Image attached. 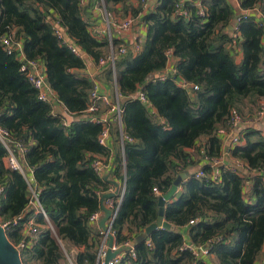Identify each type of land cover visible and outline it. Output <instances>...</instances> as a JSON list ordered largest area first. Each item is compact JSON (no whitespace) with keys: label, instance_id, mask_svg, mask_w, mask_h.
Segmentation results:
<instances>
[{"label":"trees","instance_id":"1","mask_svg":"<svg viewBox=\"0 0 264 264\" xmlns=\"http://www.w3.org/2000/svg\"><path fill=\"white\" fill-rule=\"evenodd\" d=\"M238 1L243 11L259 13L238 21L229 0H150L153 8L145 13L140 0H0V128L26 170L7 167L9 150L0 139V224L12 244L24 242L23 264H68L73 249L72 264H99L103 237L90 217L101 211L102 196L119 188L92 168L96 157L111 160L110 177L125 186L112 226L117 246L134 243L155 224L160 198L180 173L196 169L165 205L172 229H156L134 246L135 257L128 251L118 264H210L209 258L212 264H257L264 251V130L243 124L240 144L229 145L228 155L220 137L232 132L234 115L254 120L264 106V0ZM96 4L112 22V40L91 30ZM178 4L190 18L176 15ZM139 17L147 28L142 50L119 54L125 44L113 22ZM49 18L88 58L61 44ZM6 36L22 43L27 60L44 65L66 114L55 115L54 105L39 99L21 62L4 49ZM112 48L115 64L101 65ZM170 54L175 72L160 80ZM87 59L98 69L94 79L81 75ZM95 79L125 100L123 129L111 123L114 151L99 143L103 127L85 118ZM180 80L199 89L192 93ZM139 93L147 104L136 99ZM122 134L132 140H124V152ZM235 161L245 173L233 170ZM200 171L204 176L197 178ZM186 241L209 245V255L183 249Z\"/></svg>","mask_w":264,"mask_h":264},{"label":"built area","instance_id":"2","mask_svg":"<svg viewBox=\"0 0 264 264\" xmlns=\"http://www.w3.org/2000/svg\"><path fill=\"white\" fill-rule=\"evenodd\" d=\"M102 1V0H101ZM150 0H140V2L147 4ZM195 7L199 8L200 10V15H205L204 10L202 9L201 3H197L195 5ZM102 10H104L102 8ZM259 11L257 9H253L250 11H243L242 14L244 18H247L249 15H256L258 14ZM103 14L106 18V22H107V26L110 30L111 26H112V22L110 21V18L108 17V14L106 13V10L103 11ZM176 15L179 17H184V18H190V16L192 15V12L189 11L188 9H186L184 7L183 4H178L177 5V10H176ZM239 17V16H238ZM238 21L241 20V18L239 17L237 19ZM48 22L52 25L53 29H54V33L57 36V38L61 41V44L66 46L76 57L79 58H88L86 53L83 52V50L75 43L74 40H72L68 34L66 33V31L60 26L58 21L52 20L51 18L48 19ZM135 23V19L133 18H129L126 20H120V21H116L113 22L115 28L121 32V34H126L128 32H131L133 29ZM94 35L98 36V37H102V32L96 28L95 30L92 31ZM109 37L112 40V35L111 32L109 33ZM3 42V46L4 49L6 50V52L9 55H16V57L18 58V60L21 62V71L24 72L29 81L31 82V84L33 85V87L38 91V96L39 99L41 101L44 102H48L51 103L52 105H54V107L56 105H61V103L59 102V100L57 99L55 93L51 90V88L49 87L47 80H46V75H45V67L42 63H40L39 61H30L27 60V58L25 57V54L23 52V45L21 42H15L13 37H4L2 39ZM140 48H136L135 52H139ZM128 52V48L126 45H123L118 53L121 55H126ZM173 60V57L171 56V54L169 55V62H171ZM106 62H110L112 63V65L115 64V51L112 48V53L110 54V56L106 59V60H101L100 64L103 65ZM168 73L166 72V70L160 74L159 79L160 80H165L167 78ZM95 81V86L94 89L92 90L91 94H90V104H89V108L87 109V111L85 112V118L88 121H91L95 124L101 125L103 127V131L99 137V143L107 148H110L112 151H114V149L111 146V141H112V135H111V123H117L120 127V129H123V104H122V98L120 96V94L118 93L117 88H114L113 90L110 91H103L100 82H98L97 80ZM179 85L187 90H189L190 92H194L196 90H198L199 88L197 86H190L187 83H185L184 81L180 80L178 81ZM134 97L132 96L131 99H133ZM136 99H139L140 101H142L143 103L147 104V99L145 97V95L143 93H139L136 95ZM55 115H58L54 112ZM264 118V106L262 108V110L259 112L258 116H256V118L254 120H250V121H245L241 116L239 115H234L230 121L231 123V130L234 131L236 128L240 127L243 124L246 123H254L257 121H260ZM9 134L8 132H6L5 130H2L0 128V139L8 146L6 140L8 139ZM129 140L132 141L130 138H125L122 134L121 137V147H122V151L124 152V140ZM236 144H240L239 139H237V137L234 139ZM18 147L20 149L21 152H25V148L22 144H18ZM8 150H9V155L6 158L5 162L8 168L14 170V171H18L20 173L26 174V170L24 169L23 165L20 164V162L18 161L17 157L15 156V154L9 149L8 146ZM207 160V159H206ZM211 163L215 166H218L220 164H222L221 161H217L215 160L214 162L211 161ZM112 161L110 160L109 162H106L104 159L100 158V157H96L95 160L93 161L92 164V168L95 170V172H97L98 174L104 175L105 172L111 170L112 167ZM244 164L240 161H235L233 163V170L234 171H241L244 168ZM260 175H264V171L259 172ZM197 178L203 177L204 174L200 171L198 173H196ZM219 178V174L215 173L213 175V179L217 180ZM157 192V191H156ZM109 193H116V196L114 198L108 199L105 201V207L107 209H109L111 211V217L109 218V220L107 221V226L109 228L108 233L104 232L102 229H100V235L103 237V243L102 246L99 250L98 253V260H99V264H104V260L106 258L107 255V250H108V244H109V233L114 237V246L112 248V252H117L119 250H125L126 252H131L132 256L135 257V251H134V246L132 245V243L126 242L124 245L121 246H117L115 244V235L112 231V226L113 223L118 215L119 212V208L120 205L122 203L123 200V196L125 194V186L124 189L122 191L119 192H115V191H110ZM104 216L103 211L97 212L95 214H93L90 217V224H98L99 221L102 219V217ZM191 224H194V221L191 222ZM3 227L6 228V226L2 225ZM34 228L32 223L29 226V229L27 231V233L30 235L34 232ZM148 245L150 246V242H148ZM17 249L19 250V248L25 247L24 242H21V244L19 246H16ZM183 249H188L190 251H192L194 253V255L196 256H201V257H207L209 255V245L206 246H200L197 247L195 245H192L191 242L186 241ZM125 256V254H124ZM124 256H122V253L120 255H118L110 264H118L121 262V260L124 258Z\"/></svg>","mask_w":264,"mask_h":264},{"label":"crops","instance_id":"3","mask_svg":"<svg viewBox=\"0 0 264 264\" xmlns=\"http://www.w3.org/2000/svg\"><path fill=\"white\" fill-rule=\"evenodd\" d=\"M87 2V1H85ZM150 2V1H149ZM147 3L144 5V13L149 11L152 7L151 2ZM229 2L231 3L232 7L234 8V10L236 11V16H239L240 14H242L243 9L240 6V3L238 0H229ZM135 3V2H134ZM197 3V2H196ZM137 4V3H135ZM103 11L101 7H99V4H96L94 6V8L91 9L90 11V17L92 18V26H91V30H95L96 28H98L101 32H102V37L99 38H105V36H110L109 33L112 32L111 28L109 30L108 26H107V22H106V18L103 14ZM115 31V36L121 40L124 41V44L127 46L128 50H136V48H140V51L142 50V44L145 40H146V36H147V28L146 26L141 23V18H135V23L133 26V29L131 32H128L126 34H121L120 31H118L117 29L114 30ZM263 44H264V40H263ZM137 53V52H135ZM88 63V67L86 70L81 71V75H86L88 77L93 76L92 78L94 79V75L96 73H98V69L96 68V66L93 64V62L90 59L86 60ZM175 64H176V60H172L171 62H169L168 67L166 69V72L168 74H170L171 72H175ZM91 67H94L93 71L91 72ZM96 80V79H95ZM100 82V81H98ZM102 90L103 91H110L111 89H109L105 84H103L102 82H100ZM125 103V100L122 99V104ZM66 111L63 109L62 105H56L55 106V113L56 114H63ZM66 114V113H65ZM71 120H73L71 118ZM245 125V124H244ZM252 125H259V128L255 126V128L264 130V118L260 121L254 122L249 124V126L252 127ZM243 128H245V126H240L238 128H236L234 131L232 132H221L220 133V137L223 139L224 141V153H226V155H228V146L233 144V140L241 133V131L243 130ZM111 146L112 148L115 150L116 149V145L114 143V141H111ZM122 149V148H121ZM123 152V151H122ZM189 152L193 155L194 158H198L199 155L198 153H196V150H189ZM227 161V157L224 155V161ZM191 174H193L196 169H191L188 170ZM110 172L111 170L105 172V174L103 176H106V178H108L107 180H110L114 183H117L119 185V190L116 191L114 189H112L111 191H115V192H119L120 190L122 191L124 189V183L120 180H117L115 178L110 177ZM242 172H246V169H243ZM27 174L32 178V173L29 169H27ZM93 230L95 233H99L100 232V226L99 223L98 224H93L92 225ZM78 253L77 249H73L72 253H71V258H69V261H71L72 264V259L73 257ZM126 252L122 253V256H124ZM208 261H210V264H212L210 258L208 259ZM257 264H264V251H263V255L258 259Z\"/></svg>","mask_w":264,"mask_h":264},{"label":"water","instance_id":"4","mask_svg":"<svg viewBox=\"0 0 264 264\" xmlns=\"http://www.w3.org/2000/svg\"><path fill=\"white\" fill-rule=\"evenodd\" d=\"M91 68H92L91 72H94L93 71L94 67ZM190 175L191 173L189 171H185L177 176L170 192L160 198L159 201L160 209H159V217L157 222L149 226L142 234H140L136 238V241L132 243L133 246H135L137 243L141 241L148 239L149 235L158 228L172 229V225L168 223L166 220H164L165 205L167 202H169L174 198L180 186L182 185L183 181L188 177H190ZM114 185L117 188L119 187L117 183H114ZM115 196L116 193H107L103 195L101 199V211H103L104 216L99 221V226L100 229H102L104 232L107 233L109 231V228L107 226V221L111 217V211L105 207V201L114 198ZM113 246H114V237L109 233V244H108V250H107L106 258L104 260V264H110L118 255H120L123 252H126L125 250L112 252ZM0 264H23L19 250L9 240L7 236V230L1 224H0Z\"/></svg>","mask_w":264,"mask_h":264},{"label":"rangeland","instance_id":"5","mask_svg":"<svg viewBox=\"0 0 264 264\" xmlns=\"http://www.w3.org/2000/svg\"><path fill=\"white\" fill-rule=\"evenodd\" d=\"M246 116H247V115H246ZM255 126L259 128V125H252V127H255ZM237 137H238V136H237ZM237 139H238V138H237ZM239 141H240V140H239ZM233 143H235V140H233ZM67 263H68V264H71V261L68 260Z\"/></svg>","mask_w":264,"mask_h":264}]
</instances>
